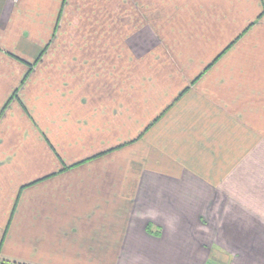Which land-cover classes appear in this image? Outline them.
<instances>
[{
    "label": "crops",
    "instance_id": "obj_1",
    "mask_svg": "<svg viewBox=\"0 0 264 264\" xmlns=\"http://www.w3.org/2000/svg\"><path fill=\"white\" fill-rule=\"evenodd\" d=\"M0 264H264V0H0Z\"/></svg>",
    "mask_w": 264,
    "mask_h": 264
},
{
    "label": "trees",
    "instance_id": "obj_2",
    "mask_svg": "<svg viewBox=\"0 0 264 264\" xmlns=\"http://www.w3.org/2000/svg\"><path fill=\"white\" fill-rule=\"evenodd\" d=\"M16 94V93H15ZM148 229L150 230L151 229V225H148Z\"/></svg>",
    "mask_w": 264,
    "mask_h": 264
}]
</instances>
